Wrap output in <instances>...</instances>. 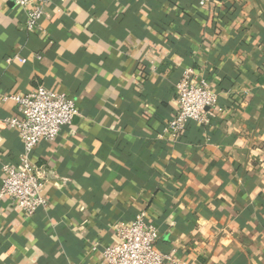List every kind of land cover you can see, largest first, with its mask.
<instances>
[{"label":"crops","instance_id":"1","mask_svg":"<svg viewBox=\"0 0 264 264\" xmlns=\"http://www.w3.org/2000/svg\"><path fill=\"white\" fill-rule=\"evenodd\" d=\"M25 21L0 0V96L42 84L78 114L30 156L49 174L48 205L25 217L0 198V264H105L114 224L140 210L162 251L264 264V0H51L37 27ZM187 68L219 101L207 128L173 138ZM17 114L0 98V186L22 151L1 121Z\"/></svg>","mask_w":264,"mask_h":264},{"label":"built area","instance_id":"2","mask_svg":"<svg viewBox=\"0 0 264 264\" xmlns=\"http://www.w3.org/2000/svg\"><path fill=\"white\" fill-rule=\"evenodd\" d=\"M50 1L12 0L14 5L26 10L27 30L38 26ZM12 59L21 63L26 61L20 56L9 58V61ZM174 95L177 108L163 134L176 138L188 122H194L204 129L209 126L207 112L218 104L219 93L203 74L190 68L183 70L174 84ZM0 98L16 103L18 114L5 118L1 123L16 130L22 142L18 164L2 163L0 198L9 200L10 206L29 217L37 209L48 205L44 188L49 181V174L31 161V153L41 140L52 141L56 138L61 128L70 124L78 114V109L72 97L42 84L26 93L2 94ZM148 218V212L140 210L130 222L114 224V242L104 246L101 252L104 263L192 264V261L178 255L175 249L162 251L158 248L160 230Z\"/></svg>","mask_w":264,"mask_h":264},{"label":"trees","instance_id":"3","mask_svg":"<svg viewBox=\"0 0 264 264\" xmlns=\"http://www.w3.org/2000/svg\"><path fill=\"white\" fill-rule=\"evenodd\" d=\"M189 124H190V122H188L187 126H188ZM187 126H186V127H187Z\"/></svg>","mask_w":264,"mask_h":264}]
</instances>
